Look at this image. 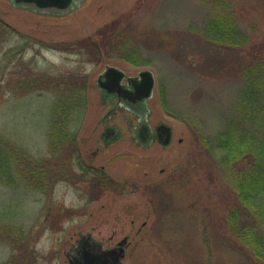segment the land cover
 <instances>
[{
    "label": "rangeland",
    "instance_id": "rangeland-1",
    "mask_svg": "<svg viewBox=\"0 0 264 264\" xmlns=\"http://www.w3.org/2000/svg\"><path fill=\"white\" fill-rule=\"evenodd\" d=\"M214 2L78 0L54 13L0 0V139L28 158L2 163L11 167L0 177V264H71L66 252L87 232L106 247L129 236L123 264H264L230 231L229 191L192 129L212 136L242 110L241 67L264 60V0H230L247 40L236 48L206 37ZM131 51L141 63L123 57ZM107 65L153 71L149 119L172 127L168 146L138 142L137 117L104 98ZM79 77L87 110L69 122L77 159L70 138L54 151L51 130L58 88ZM108 127L117 138L104 137ZM101 172L111 181L99 193Z\"/></svg>",
    "mask_w": 264,
    "mask_h": 264
},
{
    "label": "trees",
    "instance_id": "trees-1",
    "mask_svg": "<svg viewBox=\"0 0 264 264\" xmlns=\"http://www.w3.org/2000/svg\"><path fill=\"white\" fill-rule=\"evenodd\" d=\"M214 6L215 14L204 26L207 39L220 46L236 48L245 45L244 32L229 9L230 0H215ZM5 26L0 17V37L6 33ZM106 28V34L112 37L113 30L108 26ZM119 43L126 47L129 40L124 38ZM86 45L93 52L98 48L94 43ZM123 57L135 64L142 61L132 51ZM255 60V64H244L240 70V75L246 81L240 113L225 117L224 127L212 136L204 133L198 124L193 125L192 129L200 145L212 152L216 167L221 170V181L229 191L231 198L227 202L226 222L230 231L254 256L264 260V60L257 56ZM80 77L77 82H66L58 88L51 130L57 154L70 138L74 143L72 150L76 148L78 156V130L71 134L69 122L81 118L87 110V78ZM164 105L169 112L174 111L165 102ZM203 146H200L201 151L205 150ZM201 151L199 156L202 155ZM24 160H28L24 151L0 139V177L5 176L11 167H3V162L8 161V164L16 167ZM100 174L101 185L106 189L111 178L104 172ZM161 206L166 207V204Z\"/></svg>",
    "mask_w": 264,
    "mask_h": 264
},
{
    "label": "flooded vegetation",
    "instance_id": "flooded-vegetation-1",
    "mask_svg": "<svg viewBox=\"0 0 264 264\" xmlns=\"http://www.w3.org/2000/svg\"><path fill=\"white\" fill-rule=\"evenodd\" d=\"M12 2L24 8L58 13L62 10H70L78 3V0H12ZM105 71L106 69L99 75L105 84V87H100L102 94L105 99L114 101L115 107L121 106L129 109L137 117V125L135 126L136 140L143 145L158 140L163 143V146H168L172 141L173 135L170 142L165 144L168 141L165 127L161 122H157L153 126L149 119L147 104L152 99L154 90L148 98L141 93L143 78L140 76V72L142 70L135 75L125 73L120 83L113 79L114 76H103ZM110 136H112L111 138H117L118 131L108 127L106 132H104V137L109 138ZM96 185L99 193H102L104 187L97 182ZM87 233L89 234L82 233L77 240L78 245L73 244L66 252L69 262L73 260L76 264H123L131 243L129 236L106 247L102 242L95 240L91 232ZM83 251H85V255Z\"/></svg>",
    "mask_w": 264,
    "mask_h": 264
},
{
    "label": "water",
    "instance_id": "water-1",
    "mask_svg": "<svg viewBox=\"0 0 264 264\" xmlns=\"http://www.w3.org/2000/svg\"><path fill=\"white\" fill-rule=\"evenodd\" d=\"M114 76L113 79L116 82L121 81V79L124 77L125 75V71L122 70L121 68L115 66V65H107L106 67V71L103 74V76ZM140 76L143 78L141 84H142V89L141 93H143V95L148 98L152 95L154 87H155V75L153 73V71L149 70V69H145L143 71L140 72ZM98 83L101 87H105V84L102 82V77L100 76L98 79ZM162 125L165 127V134H166V138L168 139L167 142H165V144H168L170 142L171 136L173 135V130L172 127L170 125H167L165 123H162ZM83 254L85 255V251H83ZM71 264H76L74 263L73 260L70 261Z\"/></svg>",
    "mask_w": 264,
    "mask_h": 264
}]
</instances>
